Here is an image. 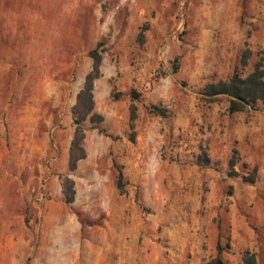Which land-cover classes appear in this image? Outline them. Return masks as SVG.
<instances>
[{
    "label": "rangeland",
    "instance_id": "374dc122",
    "mask_svg": "<svg viewBox=\"0 0 264 264\" xmlns=\"http://www.w3.org/2000/svg\"><path fill=\"white\" fill-rule=\"evenodd\" d=\"M260 59L264 0H0V264H264V103L203 95Z\"/></svg>",
    "mask_w": 264,
    "mask_h": 264
},
{
    "label": "trees",
    "instance_id": "16d2710c",
    "mask_svg": "<svg viewBox=\"0 0 264 264\" xmlns=\"http://www.w3.org/2000/svg\"><path fill=\"white\" fill-rule=\"evenodd\" d=\"M89 56L93 60V67L90 73L85 77V82L81 90L77 95V102L73 108V117L76 124L74 138L71 143L69 152V170L73 171L76 168L78 161L85 158L86 154L82 147V141L84 139L83 123L89 117V120L93 123H100L102 117L93 113V83L100 76V63L101 55L97 49L92 50ZM250 57V51L246 50L243 53L241 59L242 67H245L247 60ZM174 71L178 69V58L174 59L173 64ZM203 95L212 101L217 97H226L229 101L228 112L230 114L242 112L248 107H255L258 103H264V62L260 59L254 64L253 69L247 75H243L241 71L237 69L233 72L232 76L227 80H220L213 83H208L204 86ZM136 95L133 96V99ZM151 114L159 117H167L168 112L160 108L159 106L151 107ZM130 118H135V107H130ZM235 154L230 159L231 169L235 166ZM205 161L206 157L203 155ZM119 180L117 184H119ZM67 186L63 187L66 203H72L74 200V190L71 186L72 182L66 180ZM205 264H223L222 260L217 256ZM241 264H256V258L254 254L246 253L243 257Z\"/></svg>",
    "mask_w": 264,
    "mask_h": 264
}]
</instances>
